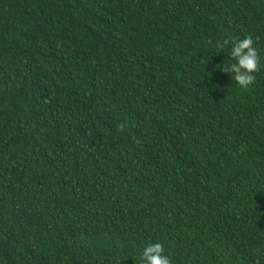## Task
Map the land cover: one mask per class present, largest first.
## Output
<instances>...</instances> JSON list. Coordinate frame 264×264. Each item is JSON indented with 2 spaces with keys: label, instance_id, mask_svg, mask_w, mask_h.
Listing matches in <instances>:
<instances>
[{
  "label": "trees",
  "instance_id": "16d2710c",
  "mask_svg": "<svg viewBox=\"0 0 264 264\" xmlns=\"http://www.w3.org/2000/svg\"><path fill=\"white\" fill-rule=\"evenodd\" d=\"M246 36L245 90L217 44ZM157 242L264 264V0H0V264Z\"/></svg>",
  "mask_w": 264,
  "mask_h": 264
},
{
  "label": "clouds",
  "instance_id": "9594fccd",
  "mask_svg": "<svg viewBox=\"0 0 264 264\" xmlns=\"http://www.w3.org/2000/svg\"><path fill=\"white\" fill-rule=\"evenodd\" d=\"M230 46V64L224 62L217 69L225 68L231 74L237 86L241 89H249L255 82L254 73L260 67V59L254 41L251 36L243 39L234 38L217 44L218 49ZM222 52V51H221ZM139 264H171L169 256L161 243H148L140 250Z\"/></svg>",
  "mask_w": 264,
  "mask_h": 264
}]
</instances>
